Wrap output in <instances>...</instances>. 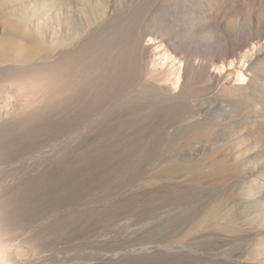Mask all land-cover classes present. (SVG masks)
Returning a JSON list of instances; mask_svg holds the SVG:
<instances>
[{
    "label": "bare ground",
    "instance_id": "6f19581e",
    "mask_svg": "<svg viewBox=\"0 0 264 264\" xmlns=\"http://www.w3.org/2000/svg\"><path fill=\"white\" fill-rule=\"evenodd\" d=\"M142 1L0 0V95H23L28 82L37 84L51 73L63 84L77 81L76 74L93 60V73H101L107 56L112 74H124L126 94L132 85L148 93L144 97L150 111L135 128L131 123L136 122L130 121L134 129L125 130L130 133L126 140L132 137L135 142V154H129L136 157H131L151 163L137 173L138 188L166 201L144 227L153 226L156 233L166 227V239L161 245L117 251L85 264L114 262L129 254L154 255L155 264H264V0H152L157 12L153 19L140 10ZM226 7L229 21L221 17ZM165 14L177 36L162 23L159 30L151 28ZM149 20L153 25L148 22L149 29H142ZM214 32L225 36L221 52L202 53L184 38L195 34L212 45L218 38ZM119 33L130 35L125 48L117 41ZM105 43L113 46L104 57ZM183 48L191 51L181 54ZM239 51L256 56L247 58L246 71L237 70L240 82L223 83L211 68L241 62ZM203 83L206 86L196 91L195 85ZM104 99L109 104L113 94ZM152 102L161 108L153 109ZM65 106L61 100L59 122L80 127L82 119ZM130 160L125 162L132 164ZM202 200L192 215L176 208L178 201ZM118 225L122 230L128 227L127 222ZM43 256L31 264H47Z\"/></svg>",
    "mask_w": 264,
    "mask_h": 264
},
{
    "label": "rangeland",
    "instance_id": "374dc122",
    "mask_svg": "<svg viewBox=\"0 0 264 264\" xmlns=\"http://www.w3.org/2000/svg\"><path fill=\"white\" fill-rule=\"evenodd\" d=\"M151 5L152 0H143L139 8L146 10L147 18H157V12ZM230 13L227 7L222 10L223 21L230 20ZM167 16L165 14L159 22L158 19L155 22L162 23L161 26H166L177 36L171 26V19ZM148 22L153 25L149 20L146 25H142V29H149ZM157 24L155 28L150 27L159 30L160 25ZM140 28L137 24L136 30ZM214 33L218 37L217 32ZM185 37L188 38V41L185 40L190 47L210 54L222 51L225 36L213 40L212 45L203 42L195 34L193 38L187 34ZM117 39L118 42L121 40L125 48L129 45L130 35L121 33ZM111 41L112 39L108 43L112 44ZM104 46L105 57L108 52H112L113 45L106 46L105 43ZM188 50L191 51L190 48ZM188 50L179 49L181 54H189ZM239 53L244 58L241 62H236L233 66L230 63L215 66L211 68V73L223 78V83L240 82L237 70L247 69V58L255 57L256 52ZM108 57L104 58V65H107L102 66L101 73H93L96 66L93 60L92 66L83 67V73L81 70L78 72L80 76L76 74L75 78L78 77L74 79H78L77 81L67 80L72 81L75 87L70 82L60 83L55 74L51 73L47 79H42L41 82L38 80L37 84L36 81L28 82L23 95H0V264H31L33 260L40 261L38 257L43 255H46L43 259L48 258L47 264H85L117 251L132 252L139 248L161 245V239H166L165 226L158 233L153 226L144 227L152 222L157 207L165 206L166 201L156 200L150 193H144L138 188L141 181L137 173L148 170L151 163L137 160L132 155L135 154L132 151H135L134 139L129 137L134 143L127 141L130 136L128 132L138 125L145 112L147 114L150 111L151 105L146 104L148 101L144 97L148 93L139 89L140 87L135 90L137 85L134 89L132 85L127 91L129 94H126L123 81L125 76L112 74V69L108 68ZM204 86L206 83L196 84L195 89L200 91ZM112 94L113 99L110 98L109 104L106 103L104 98ZM99 96L101 97L98 98ZM63 99L67 112L72 110L76 119H82V127H70L59 122L58 106ZM153 104V109L161 108V105ZM122 112L128 117H124ZM130 121L136 122L131 123L134 128L130 127ZM61 127L66 128L65 131ZM134 158L137 160L136 164L133 163ZM128 160L132 164L125 162ZM259 171L263 173L261 169ZM201 204L203 200L190 204L178 201L176 208L180 214L186 215L187 212V215H192ZM120 222H127L128 230H122L118 225ZM154 260L155 257L151 254H129L121 260L96 264H155Z\"/></svg>",
    "mask_w": 264,
    "mask_h": 264
}]
</instances>
